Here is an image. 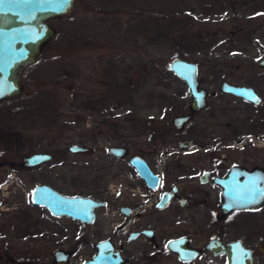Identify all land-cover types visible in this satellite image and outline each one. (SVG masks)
<instances>
[{
	"label": "rangeland",
	"instance_id": "rangeland-1",
	"mask_svg": "<svg viewBox=\"0 0 264 264\" xmlns=\"http://www.w3.org/2000/svg\"><path fill=\"white\" fill-rule=\"evenodd\" d=\"M52 23L56 34L41 57L20 69L22 92L0 101L2 157L45 151L81 164L87 159L77 172L86 181L90 165L99 162L70 153L73 143L96 147L102 157L113 143L145 148L156 138L182 137L170 127L160 133L165 119L189 112L188 91L168 69L174 58L195 63L208 90L218 91L225 79L252 85L264 97L258 76L264 71L255 66L264 56V0H74L70 12ZM209 100L198 120L214 133L220 99ZM177 153L183 154L171 152ZM86 186L79 190L89 194ZM28 189L10 193V201L28 204ZM26 240L31 248L39 244L38 235Z\"/></svg>",
	"mask_w": 264,
	"mask_h": 264
},
{
	"label": "flooded vegetation",
	"instance_id": "flooded-vegetation-1",
	"mask_svg": "<svg viewBox=\"0 0 264 264\" xmlns=\"http://www.w3.org/2000/svg\"><path fill=\"white\" fill-rule=\"evenodd\" d=\"M258 67L264 71L263 66ZM258 76L264 83V75ZM183 83L189 96V117L182 128H174L173 117L165 119L160 131L171 128L182 137L175 136L171 142L156 138L152 147L145 148L117 142L106 145L102 157L94 154L96 147L73 143L85 148L74 153L99 162L90 165L93 173L86 181H80L77 172L87 159L81 164L74 156L69 161L65 154L54 152L49 160L27 166L23 158L29 154L19 155V160L11 153L0 155V264L52 263L56 250L67 251L66 264H228L222 250L235 241L245 250L233 252L232 256L243 258H237V264H264V252L259 248L264 244V201L254 208L237 209L227 205L222 194L229 185L223 180L231 171L237 173L236 182L242 179L241 171L264 176L263 94L252 85L240 84L252 87L258 98L246 101L220 89L208 90L198 79L197 89L205 91V103L191 111L190 91ZM217 97L218 131L206 132L198 116L209 98ZM109 126L116 127L115 123ZM180 141L188 145L182 146ZM175 150L183 154H171ZM135 159L146 172L140 173ZM35 185L68 197L99 192L101 198H89L102 205L93 209L88 223L52 214L43 204L10 201V193L16 196L23 188L30 193ZM83 185L89 194L79 190ZM30 207L39 215L35 210L31 214ZM28 223L34 226L29 228ZM36 234L39 244L31 248L26 239ZM211 242L217 244L219 253L212 252Z\"/></svg>",
	"mask_w": 264,
	"mask_h": 264
},
{
	"label": "water",
	"instance_id": "water-1",
	"mask_svg": "<svg viewBox=\"0 0 264 264\" xmlns=\"http://www.w3.org/2000/svg\"><path fill=\"white\" fill-rule=\"evenodd\" d=\"M73 3L74 0H64V2H59V0H0V93H2L0 94V101L15 98L22 92L23 88L19 77L20 69L41 57V50L45 47V43L56 34L52 22L58 18L65 17L70 12ZM255 64L256 66L264 67V56L257 58ZM168 69L178 79L185 81L190 91L191 111H196L198 108L201 109L205 103V91L197 89L198 69L196 64L185 59L174 58L169 63ZM218 89L222 93H230L236 97L240 96L246 101L256 102L258 100L253 88L249 86L244 87L240 84L236 85L228 81H222ZM188 117L189 114L175 115L171 123H173L174 128H182ZM178 143L182 146L188 145V143L181 141ZM69 149L70 152H81L85 148L71 145ZM111 151H116V149L113 148ZM49 159V154L45 152H32L23 158L27 166L36 165ZM133 163L139 167L140 173L146 172L140 160L135 159ZM236 174L231 171V174L223 180L229 183L227 188H223L222 192L226 204L237 209L243 207L254 208V206L261 205L264 201V176L258 172L247 173L241 171L240 176H242V179L236 182ZM30 193V203L43 204L52 214L66 215L72 219H78L80 222L91 223L94 214L93 209L102 205V201L89 198V196H61L43 185H35ZM210 247L213 249L212 252H220L215 242H211ZM259 248L264 252V244H261ZM237 250L239 253L245 252L243 246L237 241L227 244L222 250L227 254L228 264H237L235 262L237 258L243 259L239 256H232ZM53 255V262L47 264H66L67 251L56 250ZM6 264L39 263L11 261L10 263L6 262Z\"/></svg>",
	"mask_w": 264,
	"mask_h": 264
},
{
	"label": "snow or ice",
	"instance_id": "snow-or-ice-1",
	"mask_svg": "<svg viewBox=\"0 0 264 264\" xmlns=\"http://www.w3.org/2000/svg\"><path fill=\"white\" fill-rule=\"evenodd\" d=\"M59 2H64V0H59ZM0 94H2V93H0ZM251 202V201H250Z\"/></svg>",
	"mask_w": 264,
	"mask_h": 264
}]
</instances>
